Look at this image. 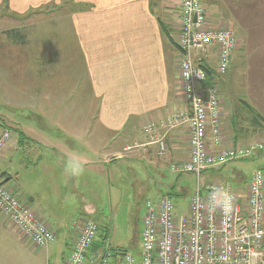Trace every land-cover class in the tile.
Listing matches in <instances>:
<instances>
[{"label":"rangeland","instance_id":"obj_1","mask_svg":"<svg viewBox=\"0 0 264 264\" xmlns=\"http://www.w3.org/2000/svg\"><path fill=\"white\" fill-rule=\"evenodd\" d=\"M204 2L212 15L225 21L240 39L228 73L226 76L216 75L225 120L236 122L234 127L239 133L241 128L247 129L249 139L244 145L264 141V121L255 126L253 113L250 111V106H253L264 117V105H252L249 96V80L254 73L250 69L257 66L259 58L249 57V51H246L249 40L244 42L242 39L245 34L249 37V15L257 14L249 12V0H240L237 4L233 0ZM85 5L87 3L83 0H0L1 117L13 119V123L20 127L30 125L31 128H38L42 125L44 131L46 129L63 134L62 129L70 127L64 122L63 126L59 125L61 122L58 120L60 117L63 121L69 119L72 114L69 99L71 106L76 100H92L96 111V107H99L98 100L91 92L84 50L75 38L79 34L72 19L73 11H78ZM245 25L248 26V31L245 30ZM261 65L264 66V62ZM37 100H40L39 104ZM178 103L186 106L183 98H179ZM76 107L82 109L81 106ZM1 122L0 119V133L9 130L13 140L3 151L2 156L5 158L0 161V167L6 168L15 179L11 180L9 175L1 176L0 173L4 180L0 187L11 191L31 211L34 210L33 207H38L40 198L44 204H51V208L47 209L52 218L45 217L56 231L54 241L45 247L38 246L32 240L24 239L10 217L0 210V213L9 218L23 240L32 241L35 245L31 246L38 247L40 252L39 260H16V264H66L71 253L67 242L76 228L79 226L80 229L84 225L86 218L97 222L99 227L96 241L100 246L113 252H117L116 249L118 252L128 251L140 261L143 254L142 232L146 201L158 200L163 195L170 194L176 213L179 216L189 215L190 200L198 181L202 190L210 182L228 183L235 191L243 193L254 170L264 167V151H261L248 159L230 161L215 167L198 177L193 173L173 171V164L178 162L171 161L165 154H156L154 148L141 153L130 149L129 156L127 154L126 159L119 163V171L115 174L111 173V168L108 174L95 170L85 184L79 182L77 185L65 186V189L62 188L65 183L61 184V180L55 176L50 177V169L41 165L42 162L57 164L49 153L50 149L34 142L33 146L37 151L32 154L33 157L23 150L6 151L8 147L14 148L15 144L19 143L20 146L21 141L16 134L19 130H14L15 133L13 128H2ZM35 122L38 126L32 124ZM42 128L40 127L41 130ZM92 129L100 130L101 124L94 121ZM109 158L112 160L114 155ZM48 166L50 165L47 163L45 167ZM60 172L58 169L57 173ZM16 182L26 189L28 197L33 196V200L21 195ZM73 186L80 190L77 198L73 190H68ZM45 189L57 196L56 205L48 195L40 197ZM69 191L71 198L62 200L63 193L69 194ZM86 206H92L93 212L85 211ZM0 264L10 263L9 260H0Z\"/></svg>","mask_w":264,"mask_h":264},{"label":"crops","instance_id":"obj_2","mask_svg":"<svg viewBox=\"0 0 264 264\" xmlns=\"http://www.w3.org/2000/svg\"><path fill=\"white\" fill-rule=\"evenodd\" d=\"M233 1L237 4L240 0ZM83 2L87 5L73 11L72 19L79 34L75 38L84 50L91 92L92 95H96L99 107H96L95 111L93 101L87 99L76 100L71 106L69 99L72 114L69 119L63 121L60 117L58 120L61 122L59 125L63 126L64 122L70 127L62 129L63 134L46 129L44 131L40 125L41 130L36 122L32 124L38 128L35 126L31 128L30 125L20 127L13 123V119H9L11 122L9 123L6 116H0L4 125L1 127L13 128V132L19 130L15 133L19 137L17 139L21 141V147L18 143L13 146L14 148L8 147L6 151L23 150L25 154L33 157L32 154L37 151L33 146L34 142L46 146L57 164L47 162L50 166L45 167L47 163L42 162L41 165L45 169H50V177L55 176L61 180V184L65 183L62 188L77 185L79 182L85 184L95 170L108 174L111 168V173L115 174L119 171V163L124 161L131 151L141 153L143 150L152 151L154 148L158 154L157 145L150 142L144 126L150 121L165 120L177 110L184 111L189 108L181 88L179 64L181 54L176 42L180 27L181 0H83ZM203 3L212 25L229 26L222 19L215 18L204 0ZM249 12L257 15H249V37L247 38L245 34L242 39L244 42L249 40V45H246L249 57L259 58L257 66L250 69V72L254 73L249 80V96L252 105H264V66L261 65L264 62V0H249ZM245 30L248 31L246 25ZM237 50L238 48L233 53L232 62ZM179 98L186 101V106L178 103ZM37 103L39 104L40 100H37ZM76 106H81L82 109L79 110ZM78 111L80 114L77 115ZM222 113L225 145L247 144L249 139L247 129L241 128L239 135L237 128L234 127L236 122L225 120L223 107ZM94 121L101 124L100 130L92 129ZM146 140L149 141L145 142ZM166 145L165 155L171 161L181 162L188 159L190 156L188 126L179 124L170 129L166 136ZM110 155H114L112 160L109 158ZM4 158L2 156L0 161ZM73 163H79V175H71L66 171ZM58 169L61 170L60 174L57 173ZM0 173L1 176L9 175L12 177L11 180L15 179L6 168L0 167ZM16 181L18 182L17 179ZM1 182L4 180L0 177ZM17 186L21 195L33 200L32 195L27 196L28 192L22 185L17 183ZM68 190H73L75 197H78L80 190L76 187H70ZM47 193L48 189H45L40 197L48 195L56 205L57 196ZM240 193L242 194L241 191ZM70 194V191L69 194L63 193L61 199L69 200ZM47 208H51V204H44L41 198L38 207H33L38 216L52 226L45 217L52 218ZM85 211L91 213L93 207L86 206ZM79 231L78 226L70 236L69 242L66 241L71 251ZM31 244L35 245L32 241L23 240L9 218L0 213V260H9L10 264H16V260L23 262L39 260L38 247H32ZM96 247L94 245L89 250L85 264H98L97 256L105 247ZM111 264H120V255H113Z\"/></svg>","mask_w":264,"mask_h":264},{"label":"built area","instance_id":"obj_3","mask_svg":"<svg viewBox=\"0 0 264 264\" xmlns=\"http://www.w3.org/2000/svg\"><path fill=\"white\" fill-rule=\"evenodd\" d=\"M209 20L203 0H181L176 42L181 54V88L189 108L144 127L150 142L164 155L166 134L186 124L190 156L173 164L172 170L198 177L209 169L264 151V141L225 145L216 75L226 76L240 40L229 26L216 27ZM206 67L214 69L211 77ZM12 140L9 130L0 133V157ZM0 210L10 217L24 239L41 247L55 240L50 224L4 187H0ZM189 210V215L179 216L168 194L146 201L142 258L138 261L124 251L120 264H264V167L254 170L242 194L228 183H210L202 190L198 181ZM84 221L66 264H85L96 241L97 222L92 218ZM111 255L102 254L98 264H109Z\"/></svg>","mask_w":264,"mask_h":264},{"label":"trees","instance_id":"obj_4","mask_svg":"<svg viewBox=\"0 0 264 264\" xmlns=\"http://www.w3.org/2000/svg\"><path fill=\"white\" fill-rule=\"evenodd\" d=\"M206 69L208 70V74H209V76L211 77V75H213V73H214V69L212 68V67H206ZM250 111L253 113V123L255 124V126H258L259 125V123H260V121H264V117L261 115V114H259L258 112H256V110L254 109V107L252 106H250ZM260 119H262V120H260ZM22 133V132H21ZM21 133H20V136H21ZM21 140H23V138H20ZM213 170V168L212 169H209V170H207V171H205L204 173H209L210 171H212ZM210 183H214V182H210ZM168 195H170V194H168ZM171 196V195H170ZM104 242L106 241V240H103ZM94 245H96L97 247L96 248H100V247H102V246H100L98 243H97V241H95L94 243H93V245L92 246H94ZM92 248V247H91ZM103 248V247H102ZM116 251L117 252H113L111 249H107L106 247L104 248V250L102 251V252H100V254L97 256V257H100V256H102V254H106L107 252H110L112 255H111V258H112V256L114 255V256H116V255H120V260H121V255H123V253H124V251L125 250H121L120 252H118V250L116 249ZM111 258H110V263L109 264H111ZM99 260V259H98Z\"/></svg>","mask_w":264,"mask_h":264},{"label":"clouds","instance_id":"obj_5","mask_svg":"<svg viewBox=\"0 0 264 264\" xmlns=\"http://www.w3.org/2000/svg\"><path fill=\"white\" fill-rule=\"evenodd\" d=\"M66 171L71 175H79L80 166L79 163H73L66 168Z\"/></svg>","mask_w":264,"mask_h":264}]
</instances>
